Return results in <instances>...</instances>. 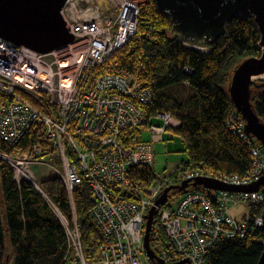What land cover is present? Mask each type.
<instances>
[{
  "label": "built area",
  "instance_id": "obj_1",
  "mask_svg": "<svg viewBox=\"0 0 264 264\" xmlns=\"http://www.w3.org/2000/svg\"><path fill=\"white\" fill-rule=\"evenodd\" d=\"M102 5L103 0H66L61 15L75 42L60 51L39 55L0 39V93L9 98L0 104V139L16 145L27 133L36 138L27 151L6 156L16 183L33 181V166L39 159L57 160V167L51 168L63 181L72 209L73 192L87 183L95 202L89 213L103 237L99 264H145V215L166 186L199 177L230 186L253 184L264 175V151L246 137L244 120L231 116L230 129L251 151L247 174H216L188 167L144 187L132 183L129 174L123 176L132 165L148 166L153 161L151 145L135 142L131 148L124 146L120 138L127 131L147 127L152 142L160 141L164 130L179 127V122L165 113L156 116L162 127L149 123L152 118L141 106L151 102V91L129 69L115 65L93 84L86 81L89 73L127 43L136 28L137 6L125 13L123 6L114 20L100 15ZM115 23L118 27L114 30ZM73 57L76 62L71 63ZM62 60L67 61L66 66H60ZM66 77L68 85L64 86ZM177 195L176 202L168 198L169 208L156 209L151 229V247L164 264L183 260L202 264L208 251L219 243L245 239L249 223L236 221L229 211L237 205L260 204L263 199L261 193L230 195L191 187ZM75 223L67 235L71 264H87ZM253 224L260 228L264 220L256 218ZM159 230L169 240L168 248L161 245Z\"/></svg>",
  "mask_w": 264,
  "mask_h": 264
},
{
  "label": "trees",
  "instance_id": "obj_2",
  "mask_svg": "<svg viewBox=\"0 0 264 264\" xmlns=\"http://www.w3.org/2000/svg\"><path fill=\"white\" fill-rule=\"evenodd\" d=\"M137 13L132 37L109 56L105 64L89 73L88 84L105 75L108 64L118 62L120 67L130 69L138 79L144 80L151 91V102L141 109L151 117L169 113L179 122L178 129L172 132L184 143L186 160H181L180 165H200L216 174H247L251 169V151L249 144L235 135L228 124L231 116H241L232 107L227 90L232 72L239 63L261 54L260 34L254 20L231 19L225 35L215 40L207 48L208 52L201 53L171 36L170 18L158 12L151 0L141 4ZM262 85L251 95V102L264 122V83ZM179 89L188 90L189 96L178 99L175 93ZM8 101L9 98L0 93V104ZM120 140L131 148L135 142L143 140V134L140 130L127 131ZM35 141L31 133L25 134L16 145L0 139V152L16 155L27 151ZM10 169L1 161L0 264H71L73 257L66 228L57 214L59 212L73 228L63 181L58 175L49 177L39 183V192L26 181L16 183ZM129 177L141 187L155 178L152 170L144 165L132 168ZM262 194L264 198V190ZM73 203L83 257L87 264H99L103 237L89 213L95 202L86 182L74 191ZM257 215L264 216V203L250 210L252 221ZM251 222L245 239L219 243L208 251L202 263L257 264L264 250V229L255 228ZM6 241L11 249L10 256H7ZM159 241L165 248L170 245L163 231H160Z\"/></svg>",
  "mask_w": 264,
  "mask_h": 264
},
{
  "label": "water",
  "instance_id": "obj_3",
  "mask_svg": "<svg viewBox=\"0 0 264 264\" xmlns=\"http://www.w3.org/2000/svg\"><path fill=\"white\" fill-rule=\"evenodd\" d=\"M136 1V0H130ZM158 12L170 18L173 38L187 48L204 51L215 40L225 35L227 23L236 17L254 20L260 34L259 46L261 54L249 57L239 63L232 72L228 82L227 94L232 107L246 122L245 135L253 143L259 142L264 150V122L257 116L252 106L251 88L254 80L262 79L264 75V0H151ZM66 0H0V38L18 49L23 47L38 54H50L60 51L61 48L72 45L74 36L64 22L61 11ZM147 3V0L145 1ZM134 9L125 5L123 12ZM260 77V78H259ZM256 78V79H253ZM233 124V123H232ZM234 125V124H233ZM0 155V159L3 160ZM5 161V159H4ZM41 191L37 183L28 180ZM188 182L177 187H166V190L157 198L155 207H152L145 216V236L143 239L144 251L150 260L157 264H164L156 257L150 243L153 218L157 208L166 204L168 192L178 189L185 194ZM191 186H202L226 193H254L264 189V175L254 184L243 187L220 184L212 179H196ZM62 219L61 214L57 213ZM264 227V226H263ZM257 264H264V250ZM173 264H190L187 260Z\"/></svg>",
  "mask_w": 264,
  "mask_h": 264
},
{
  "label": "rangeland",
  "instance_id": "obj_4",
  "mask_svg": "<svg viewBox=\"0 0 264 264\" xmlns=\"http://www.w3.org/2000/svg\"><path fill=\"white\" fill-rule=\"evenodd\" d=\"M146 0H136V1H131V3L134 6L138 7L141 4L146 3ZM125 0H103V5L100 7V15H102L105 18H108L109 16H113L114 20L117 18V16L120 14V12L123 9ZM137 12V11H136ZM121 15V14H120ZM118 27L117 23H115L114 30ZM208 49H204V51H201L202 53L208 52ZM117 66L119 65L118 62H112L108 64L107 66V71L110 70L112 66ZM90 77V76H89ZM88 77V78H89ZM264 82V78L258 80L256 79L254 83L260 84ZM263 86V85H262ZM259 90V87L256 85L252 86V94L256 93ZM174 89L171 91L173 92ZM176 97L178 99L184 100L189 96V91L186 89H179L176 90L175 93ZM151 122L160 125L161 122L159 120L153 119ZM143 134V140L144 141H149L148 144L152 146V152L155 155L154 162L152 164V171L154 176H160L163 173H167L169 170H173L177 165V163H180L181 160H186V155L183 154L184 151V143L182 142V139L174 132L171 131H166L164 132L163 140L162 142H151L150 134H148V131L145 129H142ZM47 158L44 159H39L38 162L33 166V171L36 174V181L41 183V181L55 176V173L50 170V166L48 164ZM41 162V163H40ZM56 162V161H55ZM55 162H51V165L56 166ZM1 163V162H0ZM0 197L1 195V187H0ZM179 199L178 195H174L171 197L172 202H176ZM171 202L167 203L170 204ZM261 204H255L254 206L252 204H244L241 206H233L232 209L229 211V215L231 218H234L236 221L239 222H245L249 221L251 222L252 220L249 217L250 210L252 211L253 207H258ZM259 217V215H257ZM256 218V217H255ZM255 220V219H254ZM253 220V221H254ZM161 230H159L160 232ZM6 249H7V256L11 254V249L9 246V242L6 241ZM6 260V259H5ZM142 260L145 264H152L148 259H146L145 256H142ZM7 261V260H6ZM5 261V263H6ZM10 264V263H6Z\"/></svg>",
  "mask_w": 264,
  "mask_h": 264
},
{
  "label": "clouds",
  "instance_id": "obj_5",
  "mask_svg": "<svg viewBox=\"0 0 264 264\" xmlns=\"http://www.w3.org/2000/svg\"><path fill=\"white\" fill-rule=\"evenodd\" d=\"M130 1V0H129ZM138 14V13H137ZM136 19H137V17H136ZM71 33V32H70ZM73 35V34H72ZM1 39V38H0ZM21 48H23V47H21ZM121 48H122V46H121ZM120 49V48H119ZM119 49H117V50H119ZM116 50V51H117ZM29 51V50H28ZM31 51V50H30ZM115 51V52H116ZM34 52V51H33ZM54 52V51H53ZM114 52V53H115ZM201 52V51H200ZM34 53H36V52H34ZM202 53V52H201ZM38 54V53H37ZM41 54V53H40ZM39 54V55H40ZM113 54V53H112ZM111 54V55H112ZM44 55H47V54H44ZM122 68V67H121ZM125 69V68H124ZM128 70V69H127ZM130 70V69H129ZM188 73H190V72H188ZM187 73V74H188ZM19 94H21V95H23V96H25V97H27L25 94H23V93H21V92H19ZM28 98V97H27ZM235 110V109H234ZM236 111V110H235ZM163 114H165V113H163ZM163 114H160V115H162L163 116ZM169 114V113H168ZM238 114V113H237ZM239 115V114H238ZM150 117H151V115H149ZM157 115H153L151 118H152V120L153 119H156V120H159L160 122H161V124L160 125H157V124H155V123H153V122H151L152 120H150V124L153 126V125H155V126H159V127H162L163 126V122L161 121V119L160 118H157L156 117ZM241 116V115H240ZM241 119H242V117H241ZM244 120V119H243ZM245 122V121H244ZM245 125H246V122H245ZM180 126V125H179ZM245 128V127H244ZM142 129H145V130H147L148 131V129H147V127H143ZM142 129L140 130V132L142 133ZM175 129H178V127L177 128H175ZM175 129H171V128H166L165 130H164V132H166V131H174ZM148 134H149V132H148ZM142 135V134H141ZM163 136H164V134L162 135V138H161V140L160 141H153V142H162V140H163ZM247 137V136H246ZM150 138H151V135H150ZM249 138V137H248ZM151 142H152V140H151ZM137 143H145V144H148L149 143V141L148 142H146V141H137ZM260 146H261V144L259 143V142H257ZM33 145V144H32ZM148 145H150V144H148ZM152 147V146H151ZM261 148H262V146H261ZM264 151V150H263ZM0 155H2L4 158H3V160L2 159H0V162L1 161H3V162H5L10 168H11V166H10V164L7 162V160H6V156H10V155H8V154H5V153H2V152H0ZM152 155H153V161H152V163H151V165H144V166H147V167H149L151 170H152V164H153V162H154V159H155V155H154V153L152 152ZM4 159H5V161H4ZM48 160H50V161H48V164H49V166H50V170L51 171H53V169L51 168V167H53V168H56L57 167V165H58V161L57 160H52L51 158L49 159V158H47ZM70 159H72V156H70ZM55 162V164H56V166H53V165H51V162ZM41 163V162H40ZM177 166L173 169V170H169L166 174L165 173H163V174H161L159 177L158 176H154L155 178H154V180L149 184V185H152V184H154V182H155V180H157V179H159V178H162V177H166V175L167 174H173V173H176V171L178 172V170H185V169H187L188 167H199V168H202V169H205V168H203L202 166H200V165H193V164H179V163H177L176 164ZM135 167H138V166H133L132 165V168H135ZM132 168L130 169V170H132ZM11 170V172H13V169L11 168L10 169ZM54 173H55V175H58L59 176V174L57 173V172H55V171H53ZM153 172V171H152ZM13 175H14V172H13ZM35 176H34V179H33V182H35V183H37V185H39V182H37L36 181V174H34ZM129 175H130V173H129ZM171 176H173V175H171ZM60 177V176H59ZM130 178V177H129ZM199 178H202V179H205V180H210V179H212V180H214V181H216V182H218L217 180H215L214 178H205V177H199ZM199 178H195L194 180H192V181H187L188 182V185H187V188L188 187H191L192 189H194L195 191H199V190H202V189H205V190H209V189H206V188H204V187H202V186H199V187H197V188H193L192 186H191V184L196 180V179H199ZM61 179V178H60ZM130 180H131V178H130ZM14 181H15V179H14ZM23 181H26V180H23ZM23 181H20L18 184H21V182H23ZM62 181V180H61ZM26 182H28V181H26ZM131 182H132V180H131ZM256 182V181H255ZM29 183V182H28ZM133 183V182H132ZM183 183H185V182H182L180 185H182ZM219 183V182H218ZM222 183V182H221ZM220 183V184H221ZM223 184V183H222ZM64 185V184H63ZM137 185V184H136ZM180 185H177V186H180ZM226 185V184H225ZM33 186H35V184L33 185ZM148 186V185H147ZM177 186H166V187H177ZM228 186H230V185H228ZM232 186H234V185H232ZM247 186H249V185H247ZM236 187H239V186H236ZM187 188H186V191H187ZM64 190H65V187H64ZM164 190H166V188L164 189ZM163 190V191H164ZM210 190H213V191H216V190H214V189H210ZM264 189H262L261 191H259V193H261L262 194V191H263ZM162 191V192H163ZM178 189H172V190H170L169 192H168V195H167V201H168V198L171 196H174V195H177V193L180 195L181 194V191H179ZM66 192V191H65ZM162 192L159 194V196L162 194ZM216 192H219V191H216ZM221 192H223V191H221ZM67 193V192H66ZM232 193H235V192H232ZM232 193H228V194H232ZM255 193H258V192H255ZM249 194H252V193H249ZM73 195H74V192H73ZM73 195H72V203H73ZM182 195V194H181ZM158 196V197H159ZM67 197H68V193H67ZM157 197V198H158ZM156 198V199H157ZM94 200V199H93ZM157 201V200H156ZM166 201V204H164V205H162L161 207H163V206H166L167 205V202ZM68 202H69V197H68ZM70 203V202H69ZM260 204H262V203H260ZM73 205V209H72V206H71V203H70V207H71V214H72V225H73V221L75 220V222H76V215L74 214L75 213V204L73 203L72 204ZM258 205V204H257ZM237 206H241V205H237ZM244 206V205H243ZM254 206V205H253ZM150 211V210H149ZM147 215V214H146ZM145 215V216H146ZM59 216V215H58ZM61 217H62V215H61ZM155 217H156V215L154 216V218H153V221H154V219H155ZM259 217H262L263 218V220H264V216L263 215H259ZM259 217H257L256 216V218H259ZM60 218V217H59ZM255 218V219H256ZM61 221H62V223H63V225H67V223H66V221L64 220V218L62 217V219H60ZM246 222H248L249 223V221H246ZM154 223H155V221H154ZM153 223V224H154ZM252 224H253V221L251 222ZM76 224V223H75ZM145 224H146V222H145ZM249 225H250V223H249ZM74 226V225H73ZM77 227H78V225H77ZM153 227V226H152ZM256 228H258V227H256ZM260 228H263L264 229V227L262 226V227H260ZM152 229V228H151ZM144 231H145V229H144ZM150 232H151V230H150ZM145 236V235H144ZM241 240V239H240ZM227 241H230V240H227ZM150 243H151V235H150ZM143 248H144V245H143ZM154 252V254H155V251H153ZM144 254H145V251H144ZM156 255V254H155ZM145 257L151 262V263H155V264H157L156 263V261L155 260H150L149 258H148V256L145 254ZM157 257V256H156ZM158 259H159V257H157ZM188 261V260H187ZM189 262V261H188ZM203 262V261H202ZM203 264V263H202Z\"/></svg>",
  "mask_w": 264,
  "mask_h": 264
},
{
  "label": "bare ground",
  "instance_id": "obj_6",
  "mask_svg": "<svg viewBox=\"0 0 264 264\" xmlns=\"http://www.w3.org/2000/svg\"><path fill=\"white\" fill-rule=\"evenodd\" d=\"M125 4L126 5H130V6H133V4L130 2V1H125ZM125 4H124V6H125ZM128 11H130V9H128L127 10V12ZM70 61H71V63H73V62H76V58L75 57H73V58H71L70 59ZM67 65V61L66 60H62L61 62H60V66L62 67V66H66ZM261 78H264V75H262V76H260ZM259 77V78H260ZM67 77L66 78H63V80H62V82H63V85L64 86H67L68 85V82H67ZM253 79H256V78H253ZM254 82H255V80H254ZM130 173V171H127V172H123L122 173V175L123 176H126V177H128V174ZM254 184V183H253ZM250 185H252V184H250ZM259 193V192H258ZM232 194H243V193H232ZM232 194H230V195H232ZM249 194V193H248ZM263 195V194H262ZM262 203H264V198L262 199ZM65 231H66V235H68V232H69V230H71L72 228H70L68 225H65Z\"/></svg>",
  "mask_w": 264,
  "mask_h": 264
}]
</instances>
